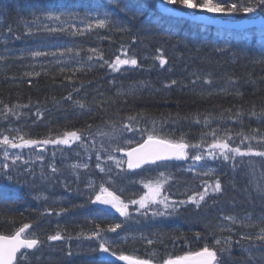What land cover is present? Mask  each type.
I'll use <instances>...</instances> for the list:
<instances>
[{
	"label": "trees",
	"instance_id": "trees-1",
	"mask_svg": "<svg viewBox=\"0 0 264 264\" xmlns=\"http://www.w3.org/2000/svg\"><path fill=\"white\" fill-rule=\"evenodd\" d=\"M143 3L144 14L132 19L109 0H0V139L5 135L56 138L65 130L76 129L85 133L82 141L71 147L46 145L55 152L57 173L50 168L29 169V160L36 156L28 150L30 147L8 149L6 162L11 166L12 179L0 177V234L12 235L29 224L26 233L42 241L19 264H94L99 237H86L98 224L104 229L101 235L117 254L153 264L195 253L205 246L217 251L220 264H264V240L256 239L264 229V195L256 190L264 186V157L237 155L235 166L222 158L200 162L188 159L182 164L167 163V169L153 166L134 173L125 168L111 171L114 185L107 188L128 204L130 218L112 208L103 209V216L96 218L98 208L91 201L106 175L94 169L95 145L90 140H110L125 150L146 139L155 121L154 135L174 140L183 136L190 144L203 141L199 151L205 156L213 137L204 134L212 129H219L225 139L227 129L232 136L230 146L264 151V47L257 43L264 38V7L250 14L208 17L182 9L176 15L162 16L156 0ZM106 12L113 23L86 30L88 23L94 24L95 18H102ZM61 13L60 21L46 19L49 14ZM37 17L39 21L32 23ZM200 17L216 18L221 25L195 19ZM44 24L64 31H45ZM121 25L127 30L118 31ZM77 28L85 29L84 33L75 34L73 29ZM92 48L95 53L89 51ZM38 50L57 55L33 57L32 52ZM125 53L137 59V67L125 65L114 72L104 63L118 56L124 58ZM98 55L103 59H97ZM157 57L166 63L161 66ZM173 80L175 85L164 87ZM70 93L72 99H65ZM76 101L85 108L78 107ZM253 110L257 116L251 115ZM237 112L241 113L239 117ZM138 113L140 132L124 130L121 135L126 117ZM245 136L251 139L244 140ZM128 137L133 139L132 144L124 143ZM187 151L191 156L197 150ZM17 152L22 160L11 165L12 154ZM120 152L115 156L122 159ZM88 155L89 168L76 169L75 174L70 166L61 165L74 159L76 164L84 162ZM4 162L0 149V163ZM191 162L197 169L207 164L215 174L186 171L184 166ZM158 171L173 174L163 190L169 199L186 200L203 191L204 182L211 184L216 178L222 183V191L210 193L199 208L186 204L172 216L153 217L152 208L163 210L160 205L137 211L139 206L131 201L146 193L141 181H155ZM90 183L94 188H89ZM145 211L147 215L140 214ZM226 216L241 223H230L223 219ZM119 222L123 223L116 232L107 231L110 223ZM221 224L229 225L231 231H220ZM56 233L61 240L47 239ZM217 238L220 245L215 244ZM225 238L231 240L230 245L224 243ZM93 246L96 253L91 251ZM112 264L123 263L112 260Z\"/></svg>",
	"mask_w": 264,
	"mask_h": 264
},
{
	"label": "snow or ice",
	"instance_id": "snow-or-ice-1",
	"mask_svg": "<svg viewBox=\"0 0 264 264\" xmlns=\"http://www.w3.org/2000/svg\"><path fill=\"white\" fill-rule=\"evenodd\" d=\"M110 3H112L114 6L118 7L121 12H123L126 15H130L132 19H135L137 16L143 15L146 11V4L143 3V0H126V2H122V0H109ZM157 4V11L163 16V15H176L179 10L185 9V10H195L199 12H206V13H212V14H237V13H244V14H250L255 13L258 8L264 7V0H240L239 3L237 2H230V3H222L220 0H156ZM135 5V7H134ZM64 14L61 13L60 15H51L49 14L46 19L49 20H55L60 21L61 17ZM110 13H105L104 16L96 17L95 23H88L87 29L90 31L93 27L95 28H105L110 23H113L109 19ZM84 19H91L90 17H85ZM39 21V17H37L32 23H37ZM43 30L48 32H57L61 31L63 32V28H57L52 27L47 24L43 25ZM118 31H126L127 29L123 27L122 25L117 27ZM10 31V29H9ZM85 29H73V32L75 34L82 35L84 33ZM67 52H71V49H66ZM90 52L95 53L96 49L92 48L89 49ZM60 55H64V52L59 53ZM56 52H44V51H34L32 52L33 57H39V56H56ZM77 56H79V52L76 53ZM159 59L160 65L163 66L166 63V60L160 57H157ZM89 61L92 60V57H88ZM97 59H103L102 56H97ZM105 64H107L112 71L118 72L120 71L122 66L128 65L133 68L138 66V61L134 57H130L127 55V53L124 54V58H120L119 56L115 58L114 61H104ZM103 66V65H101ZM92 65H89V68H91ZM80 68H77L76 71H80ZM61 71L63 72L64 69L62 68ZM31 75V74H29ZM36 75H39L38 73ZM199 79V77H197ZM177 82L173 80L171 84H165V88H170L172 85H175ZM192 83H196V81H192ZM205 83H210V81L205 80ZM129 94H135L134 92H130ZM65 99H72L71 93L68 97ZM78 107L81 109L85 108V105L81 103L80 101L75 102ZM23 107H28L27 105H23ZM8 111L9 109H5ZM241 113L237 112L236 116L239 117ZM252 116H257V113L253 110L251 113ZM261 115H264V113H261ZM140 116L138 113L137 115H130L126 117L125 123L121 125V135L124 130L128 132H140V129L138 127V119L137 117ZM140 118H143L142 116ZM199 123V120L196 121ZM205 125L207 126L209 124V121L207 118L204 120ZM155 125L156 122L153 121V129L148 132L147 138L143 141V143H140L138 147H134L131 150H124L120 148L119 145H116L112 148V151H122L125 156L128 157L127 160V168L129 170L132 169H139L142 167V165H156L157 170L160 168L167 169L169 165L167 163L157 164V162H167V161H181V160H188L191 159L194 162H200L204 160H219L223 159V161H233L235 166V157L241 156H259L264 157V151H256L253 150L251 147H249L246 151L241 150L238 146H230L229 141L232 140V136L230 132L225 129V135L226 139L224 137H221L219 134V129H212L210 132L205 133L204 135H211L213 137V141L207 145V148L205 149L206 156L204 152L199 151L201 149L202 143H195L190 144L187 143L183 136L178 139H167V138H161L160 136L154 135L155 132ZM89 128H91V125H88ZM85 133L82 130L76 129V130H65L62 135H58L56 138H44V139H32V138H25L24 135H18V137H12L9 138V136H3L2 139H0V149L3 151V160L4 163H0V177H3L6 180L11 181V166L6 162L9 159V152L8 149H23L28 147H33L40 145L37 149L38 152H43L45 149L43 146H46L48 144L53 145H66L71 147L73 143L80 142L84 138ZM250 137L245 136L244 140H249ZM244 140L241 141V143L244 142ZM125 144H132L133 139L131 137L124 139ZM81 147H85V145L81 144ZM192 148L196 149L197 151L189 155L187 149ZM53 155H55V152H53ZM40 159H43V157H39ZM97 161H100L101 157L99 154L96 155ZM108 160H114V157L111 155H108ZM22 160V156L19 152L12 154L11 157V165H16L18 161ZM24 163H27V161H23ZM115 164L117 168H120L121 171H123V160H115ZM71 169L73 170L75 174L76 169H86L88 167L87 163H81L76 164L73 163L70 165ZM97 167L99 168L100 172H111V169H104L100 167L99 164H97ZM186 171H195L197 175H203V176H213L215 174V170L208 166L207 164H203L200 166V168H194L193 165H190ZM52 172L57 173L58 169L55 166H52ZM173 174L168 172L166 174L165 171H158V178L153 182H144L141 181L143 184V187L147 189V192L144 195H141L139 199H133L131 201L132 204L138 205L137 211L144 209H149L150 205H160L163 210L160 208H152L151 215L153 217H166V216H172L178 212L179 206L186 205V204H194L197 208L201 207V202H204L206 200V197L210 195V193H220L222 191V183L219 180V178H216L213 183L209 184L207 182L205 183V187L203 191L197 192L194 196H188L186 200H179V201H170L169 197L167 195H161V192L164 190V185L168 183L169 178ZM163 178V179H160ZM89 187L94 188V185L91 183L89 184ZM260 194L264 195V186H258L256 189ZM37 199L46 197H36ZM93 204L98 205H109L111 208H114L117 212L120 213L122 217L130 218L128 213V204L123 202L119 196L115 195L112 191H109L107 187H105L103 184L99 188V192L96 193L95 199L91 201ZM97 212V219L101 218L103 216V209H96ZM141 215H147V211L141 212ZM224 220L229 221L230 223H241V221H238L235 217L232 216H226L223 218ZM123 222L119 223H110L107 227L108 232H116L117 229L121 228ZM30 228L29 224H24L22 227H20L18 230L15 231L12 235H0V264H19L20 259H27V253H21V255L18 257L17 253L21 252V249H34L38 245L42 244V241H40L34 234L32 233H26V230ZM220 231H231V228L227 224H221L218 226ZM104 231L98 224L96 227V230L88 235L87 239H95L96 237H99L98 243V255L96 256V259L94 261V264H112L111 257H115L117 260L121 261H128L129 264H150V261L138 259L135 257L123 255V254H117L115 250L112 247V244L109 242L108 239H106L101 233ZM199 236V234H197ZM246 237L242 236L241 239H245ZM49 241H59L62 239V236L60 233H56L55 235H49L47 237ZM256 239L264 240V229L261 230V233L256 237ZM148 243H153L152 240H148ZM224 243L226 245L231 244V240L229 238H225ZM216 245L221 244V240L217 238L215 240ZM225 249H221V251H224ZM91 251L93 253L97 252V249L95 246L92 247ZM164 264H220L218 260L217 251L205 246L202 250L197 251L195 253H190L186 256L182 257H176L175 259H166L164 261Z\"/></svg>",
	"mask_w": 264,
	"mask_h": 264
},
{
	"label": "rangeland",
	"instance_id": "rangeland-1",
	"mask_svg": "<svg viewBox=\"0 0 264 264\" xmlns=\"http://www.w3.org/2000/svg\"><path fill=\"white\" fill-rule=\"evenodd\" d=\"M200 15H208V17H210L209 15H211L212 13H206V12H200L199 13ZM215 19L216 18H214V21H215ZM258 44H260L262 47H264V38H261V39H258V42H257ZM107 138V137H106ZM108 139V138H107ZM112 140V139H111ZM90 144L91 145H95V147H94V151H95V158H94V164H95V167L96 168H94L95 170H99V168L97 167V164H99L100 165V167H102V168H104V169H109V167H110V169H111V171H116V170H118V169H120V168H117L116 167V164H115V160H123L124 161V164H123V168H125V165H126V160L125 159H121L120 157H116L115 155V152L114 151H112V148L114 147V144H113V142H111L110 140H108L107 142H101V141H98V142H94V141H92V140H90ZM66 146V145H65ZM39 147H41V146H37V147H30V149H28L29 151L30 150H32L34 153H35V158H32V159H30L29 160V163H30V167H29V169H36V170H41V169H47V168H50L51 170H52V166H55V167H57V166H59V164L58 163H55L54 162V159H55V155H53V151H52V148L51 147H47V146H45L44 147V151L43 152H38L37 151V149L39 148ZM50 152H51V154H50ZM37 154H39L40 155V157L42 156L44 159H40V158H38L37 157ZM97 154H99L100 155V157H101V159H100V161H97V159H96V155ZM108 155H111V156H113L114 157V160H108L107 159V157H108ZM85 156V155H84ZM46 159H49V160H47V162H46ZM91 159V156L90 155H88V156H86V160L84 161V162H78L77 164H81V163H87L88 165L90 164V160ZM75 160V159H74ZM74 160H72L71 162H69L68 164H61V165H64V166H70L71 164H73L74 163ZM187 161V160H186ZM190 165H193V166H196L193 162H191V163H187L185 166H184V168H188ZM106 166H108L107 168H105ZM87 168H89V166L87 167ZM86 168V169H87ZM83 170V169H82ZM103 173H105V175L106 176H104L103 177V185L104 186H108V185H110V186H112V185H114V183H113V177L112 176H109V173H111V172H108V171H105V172H103ZM149 181H153V180H148V182ZM154 182V181H153ZM92 183V182H91ZM101 184V185H102ZM90 188V187H89ZM146 191H144V192H147V189H145ZM124 193H125V191H124ZM166 193H164L163 191L161 192V195L163 196V195H165ZM168 195V194H167ZM95 198V196L93 197V199ZM170 201H179V200H181V199H179V198H171V199H169ZM182 206H184V205H182ZM182 206H179V209L182 207ZM178 209V210H179ZM130 211H132V213H135L132 209H130ZM136 215V214H135ZM137 217H139L138 215H136ZM136 218V217H135Z\"/></svg>",
	"mask_w": 264,
	"mask_h": 264
},
{
	"label": "water",
	"instance_id": "water-1",
	"mask_svg": "<svg viewBox=\"0 0 264 264\" xmlns=\"http://www.w3.org/2000/svg\"><path fill=\"white\" fill-rule=\"evenodd\" d=\"M138 146H139V145H138ZM138 146H136V147H138ZM133 148H134V147H133ZM131 149H132V148H131ZM131 149H130V150H131ZM122 154H123V153H122ZM123 155H124V154H123ZM124 156H125V155H124ZM125 157H126L127 160H128V157H127V156H125ZM182 161H183V160H181V161L173 160V161H167V162H182ZM159 163H163V162H157V164H159ZM146 166H149V165H148V164H146V165H142V167L139 168V169H132V170H129L128 168H127V169H128L129 171L135 172V171H139L140 169H142V168H144V167H146ZM94 205H97V206H99V207L102 206V205H98V204H94ZM22 250H24V249H21V251H22ZM27 250H29V249H27ZM31 250H33V249H31ZM31 250H30V251H31ZM19 253H20V252H19ZM19 253H17V256H18ZM125 262L129 263L128 261H125ZM14 264H15V262H14Z\"/></svg>",
	"mask_w": 264,
	"mask_h": 264
},
{
	"label": "bare ground",
	"instance_id": "bare-ground-1",
	"mask_svg": "<svg viewBox=\"0 0 264 264\" xmlns=\"http://www.w3.org/2000/svg\"><path fill=\"white\" fill-rule=\"evenodd\" d=\"M74 1V0H73ZM15 18V17H14Z\"/></svg>",
	"mask_w": 264,
	"mask_h": 264
}]
</instances>
